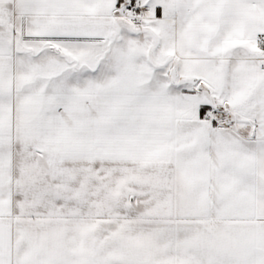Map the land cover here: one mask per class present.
<instances>
[{
  "label": "snow or ice",
  "instance_id": "6c2138e0",
  "mask_svg": "<svg viewBox=\"0 0 264 264\" xmlns=\"http://www.w3.org/2000/svg\"><path fill=\"white\" fill-rule=\"evenodd\" d=\"M0 264H264V0H0Z\"/></svg>",
  "mask_w": 264,
  "mask_h": 264
}]
</instances>
